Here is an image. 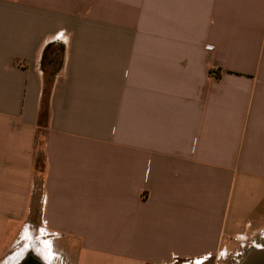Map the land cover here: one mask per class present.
Wrapping results in <instances>:
<instances>
[{
  "label": "crops",
  "instance_id": "obj_1",
  "mask_svg": "<svg viewBox=\"0 0 264 264\" xmlns=\"http://www.w3.org/2000/svg\"><path fill=\"white\" fill-rule=\"evenodd\" d=\"M30 220L42 262L264 246V0H0V259Z\"/></svg>",
  "mask_w": 264,
  "mask_h": 264
},
{
  "label": "rangeland",
  "instance_id": "obj_2",
  "mask_svg": "<svg viewBox=\"0 0 264 264\" xmlns=\"http://www.w3.org/2000/svg\"><path fill=\"white\" fill-rule=\"evenodd\" d=\"M40 168H41V163H40ZM29 223L30 225L26 226V228L21 233L20 238L18 239L14 247L8 252L6 256L0 259V264H11L15 260V257H16L15 255L18 256L19 252L22 249L24 248L26 249L27 247L29 249H26V250L33 252L35 251L37 247L42 245L43 240L49 241L47 236L40 235L38 228L33 226L31 220ZM246 251L240 258H236V257L234 258L232 256H228L225 259L216 260L215 257H212L209 260H206L198 264H237V262L246 254ZM50 253L52 254V252ZM43 262L45 264L46 263L47 264H71V262H69L68 260L66 261L62 256L60 258L58 257L56 259H53L50 262H45V261ZM170 264H173V263H170Z\"/></svg>",
  "mask_w": 264,
  "mask_h": 264
},
{
  "label": "built area",
  "instance_id": "obj_3",
  "mask_svg": "<svg viewBox=\"0 0 264 264\" xmlns=\"http://www.w3.org/2000/svg\"><path fill=\"white\" fill-rule=\"evenodd\" d=\"M214 72L219 74L218 70H215ZM232 240L238 243L240 246H244V247L252 243V237L250 236V234H247L246 228L244 232L234 235L232 237ZM201 259H205V258H192V259L181 260L177 257H174L171 263L173 264H198V260H201ZM215 259L219 260L221 259V256L217 255L215 256Z\"/></svg>",
  "mask_w": 264,
  "mask_h": 264
},
{
  "label": "water",
  "instance_id": "obj_4",
  "mask_svg": "<svg viewBox=\"0 0 264 264\" xmlns=\"http://www.w3.org/2000/svg\"><path fill=\"white\" fill-rule=\"evenodd\" d=\"M24 264H43L31 261ZM237 264H264V246L252 247L247 250L246 254L237 262Z\"/></svg>",
  "mask_w": 264,
  "mask_h": 264
},
{
  "label": "bare ground",
  "instance_id": "obj_5",
  "mask_svg": "<svg viewBox=\"0 0 264 264\" xmlns=\"http://www.w3.org/2000/svg\"><path fill=\"white\" fill-rule=\"evenodd\" d=\"M31 261H35V263L42 262L39 257L35 256L32 252H30L29 250H27V251H24L22 254L18 255L15 258L14 264H24V263H29ZM201 261L202 260H198V263H200Z\"/></svg>",
  "mask_w": 264,
  "mask_h": 264
},
{
  "label": "trees",
  "instance_id": "obj_6",
  "mask_svg": "<svg viewBox=\"0 0 264 264\" xmlns=\"http://www.w3.org/2000/svg\"><path fill=\"white\" fill-rule=\"evenodd\" d=\"M211 74L216 76V77L219 76V74H216L213 70L211 71ZM41 118L43 121H45L46 120V114L42 113ZM41 118H40V120H41ZM40 163H41V168H42L43 162H42L41 158L38 159V161L36 162V168H40Z\"/></svg>",
  "mask_w": 264,
  "mask_h": 264
}]
</instances>
